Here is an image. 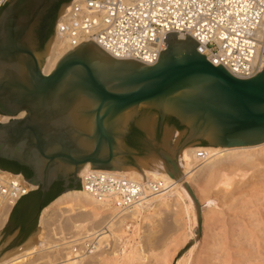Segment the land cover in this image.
<instances>
[{
  "label": "water",
  "instance_id": "water-1",
  "mask_svg": "<svg viewBox=\"0 0 264 264\" xmlns=\"http://www.w3.org/2000/svg\"><path fill=\"white\" fill-rule=\"evenodd\" d=\"M58 1L8 0L0 10V113L11 117L0 121V158L30 171L25 179L40 194L34 219L55 182L63 191L76 189L86 163L92 169L131 166L124 161L134 155L127 136L142 107L157 113L159 131L166 118L176 120L181 149L192 142H264V66L252 77H235L199 53L191 36L168 34L152 65L116 59L84 42L45 74L38 36ZM162 157L166 173L178 178L177 160Z\"/></svg>",
  "mask_w": 264,
  "mask_h": 264
},
{
  "label": "built area",
  "instance_id": "built-area-1",
  "mask_svg": "<svg viewBox=\"0 0 264 264\" xmlns=\"http://www.w3.org/2000/svg\"><path fill=\"white\" fill-rule=\"evenodd\" d=\"M7 1L0 0V9ZM170 33L179 39L191 36L199 53L235 77H252L264 66V0H69L52 29L65 52L91 41L116 59L147 65L157 61ZM17 176H0V214L5 199H14L13 207L37 190L32 186L19 192L13 182ZM78 178L77 188L99 199L116 198L124 212L144 204L149 193L166 192L169 187L161 182L144 186L129 177L92 169ZM92 240L79 238L72 242L73 250L90 253Z\"/></svg>",
  "mask_w": 264,
  "mask_h": 264
},
{
  "label": "rangeland",
  "instance_id": "rangeland-1",
  "mask_svg": "<svg viewBox=\"0 0 264 264\" xmlns=\"http://www.w3.org/2000/svg\"><path fill=\"white\" fill-rule=\"evenodd\" d=\"M50 36L52 33L40 44L39 50L44 54ZM177 129L168 119L159 131L157 113L151 108L142 107L130 129L138 146L130 148L134 151V155L124 161L137 170L142 168L143 165L140 166L142 162L144 164L152 161H159L163 169H168L162 153L178 159L183 131ZM189 145L206 146L198 142ZM256 172L253 173L254 175L249 172L241 177L236 175L235 187L232 192L229 188L230 193H227V187L221 183L211 187L209 195L199 203L200 209L206 212L204 226L195 227L197 221L195 205L194 212L189 211L186 214L183 209L172 207L162 210L161 214L151 217L150 220L144 218L143 213L135 223L127 222L128 225L130 224L128 226L125 222V234L123 233L122 240L106 241L96 254L86 258L87 260H83L81 264H115L113 263L115 252L119 257V263L116 261V264H120L123 252L128 253L127 251L134 246L139 251L142 249L140 252L147 256L141 261H136V264H177V262L182 264L193 244H196V249L191 264H264V170L257 169ZM28 198L18 202L0 233V255L22 244L37 231L39 217L30 222L28 231L23 233L16 231L18 212L23 209ZM155 205V202L151 203L146 211H151ZM63 214L66 215L68 212ZM63 214L59 216V221H56L58 223L54 221L55 224L51 226L56 228L58 224L64 225L66 236L75 233V228L73 229L71 225L72 220L67 219ZM78 214L82 219L83 215L80 213H77V218L74 214L72 217L78 219ZM53 220H57V217ZM68 225L73 230L68 228ZM55 232H59V229ZM123 242L128 244L124 249ZM42 255L44 258H41ZM45 255V252L42 254L36 252L30 259L32 262L27 264H48V260L49 263L53 262L49 254L46 255L49 256L47 262L44 261Z\"/></svg>",
  "mask_w": 264,
  "mask_h": 264
},
{
  "label": "bare ground",
  "instance_id": "bare-ground-1",
  "mask_svg": "<svg viewBox=\"0 0 264 264\" xmlns=\"http://www.w3.org/2000/svg\"><path fill=\"white\" fill-rule=\"evenodd\" d=\"M64 53V45L61 42L55 41L52 35L47 44L42 71L45 74L50 73ZM21 115L20 113L19 116ZM7 119H9L8 116L0 115V121H6ZM177 164L181 176L179 175L178 178H173L166 173V169L161 167L159 161L145 162L144 164L142 162L140 166H143L140 170L131 166L118 169H92L89 163H86L79 171V176L86 170L92 169L129 177L144 186L149 185L150 182H161L162 185L169 187L166 192L149 193L150 197L145 200V203L136 205V208L130 212H124L122 208L118 207L116 198H112L111 200L99 199V197L79 188L65 190L42 207L38 216L37 231L29 236L22 244L1 254L0 264L31 263L32 260L30 259H32L36 252L40 254L45 252L46 255L49 254L52 256L51 259V257L45 255L46 259H43L44 261L49 258L53 260L51 263L48 260V264H81L83 260L86 261V258H90L96 254L106 241H110L111 239L115 241L120 240L125 234V222L135 223L143 213L144 218L150 220L151 217L157 216L159 213L161 214L162 210L172 207L183 209L186 214L189 211L194 212V205L196 207L194 197L200 203L204 197L206 198L209 195L211 187H215L219 183L223 184L224 187L226 186L227 193H230L235 187L234 179L236 175L241 177L249 172L251 174L254 172L257 173V169L264 170V142L234 147L195 146L187 144L180 150ZM11 175V172L0 169L1 177L8 179ZM13 180L18 185L19 192L35 186L26 181V179H23V177L21 178V175L13 178ZM223 185L221 186L223 187ZM145 191L148 192L147 189ZM13 202L14 199L7 198L2 203V212L0 214L1 227L3 225L5 226L6 218ZM153 202L156 203L155 208L151 211H146L148 206ZM67 212L68 214H63ZM77 213L82 214L84 219H81V215L79 216V214L78 219H76ZM61 214L67 217V219L72 220V223H69H71L73 229L75 228V233L67 234L66 236V228L64 225L61 226L58 224L56 228L55 226H51L54 221L58 223L56 221H59L58 218ZM72 214L76 218H73ZM200 215V220H198L197 214V221L195 222L196 228L198 226H204L207 218L206 212L202 209H200ZM55 217H57V220H53ZM69 225L67 226L68 228H70ZM57 228L59 232H55L58 230ZM83 228L84 230H82ZM83 236L93 239V246L91 247L90 253L81 255L78 250H73L72 242ZM127 245L123 242L122 248L124 249V246L126 247ZM195 249L196 244H193L187 251V255L182 264L192 263ZM140 251L134 246L127 251L128 253L123 252L120 264H136V261L145 259L147 256H144L145 253L143 252L144 254H142ZM114 259H112L115 261H112L113 263L116 264V261L119 263L117 252H115ZM177 264L181 263L177 262Z\"/></svg>",
  "mask_w": 264,
  "mask_h": 264
},
{
  "label": "trees",
  "instance_id": "trees-1",
  "mask_svg": "<svg viewBox=\"0 0 264 264\" xmlns=\"http://www.w3.org/2000/svg\"><path fill=\"white\" fill-rule=\"evenodd\" d=\"M65 1H69V0H59L57 3H55V4L53 5L52 8L48 11L47 18H46V20L43 21V23H42V28H41V29H43L44 26H45V27L47 26V29H46V32H45V36H44V40H43V42H44V41L47 39V37L52 33V27H53L54 21H55V19H56V13H57V10H58V8H59V5H60V3L65 2ZM1 9H2V8H1ZM1 9H0V10H1ZM170 120L176 125V127H177L178 129H181V127L177 124L176 120H174L173 118H170ZM131 135L133 136V132L131 133ZM201 144H202V145H206V144L203 143V142H202ZM130 145L133 146V147L136 146V148H137V146H138V144H137V140H136V143H135V141H134V142L130 143ZM0 161H1V160H0ZM9 162H10V161H9ZM11 163H12V162H11ZM13 164H16V163H13ZM0 168H1L2 170H7V171L11 170V171L14 172V173L18 172V169L6 168V167H4L3 164H1V163H0ZM29 175H30V173H29V174L27 173V174L25 175V178H27ZM59 184H60V183H58V182H56V183L53 184V186L51 187V189H50L48 195H47V196L45 197V199H44L43 207H44V206H45L50 200H52L54 197H56L57 195H59V194L61 193L60 190L62 191V189L60 188ZM76 188H77V187H76ZM35 191H36V190H35ZM35 191H32V192L26 194L25 196H23L22 198L19 199V200L21 201V200H23L24 198H28L29 196H32V195L36 194V199H35L34 205H33V207H32V210H33L34 212L37 210V204H38V200H39V196H40V194H39V193H36ZM19 200H18V201H19ZM34 221H35V220H34ZM29 229H30V224L28 225V228H26V229H22V230H21V233L26 232V231H28Z\"/></svg>",
  "mask_w": 264,
  "mask_h": 264
},
{
  "label": "flooded vegetation",
  "instance_id": "flooded-vegetation-1",
  "mask_svg": "<svg viewBox=\"0 0 264 264\" xmlns=\"http://www.w3.org/2000/svg\"><path fill=\"white\" fill-rule=\"evenodd\" d=\"M46 29H47V26L42 30V32H40V34H39V36H38V41H39L40 44H42V42H43V40H44V36H45ZM52 29H53V27H52ZM0 115H3V114L0 113ZM4 116H6V115H4ZM9 119H11V117H9ZM168 119H170V118H166L165 121L168 120ZM134 141H135L134 136L131 135V130H130V133H129L128 136H127V144H128V146H129V149H130V148H133V146H131L130 143H132V142H134ZM135 143H136V142H135ZM129 158H130V157H129ZM0 160H1L0 163L3 164L4 167H6V168H12V169H18V172H16L15 174H20L23 178H25V175H26L27 173H28V174L30 173V171H29L26 167L21 166V165H19L18 163L14 162V161H10V162H9V160L2 159V158H0ZM11 162H12V163H11ZM13 163H16V164H13ZM0 169H1V168H0ZM5 171H7V170H5ZM8 172L14 173V172H12L11 170H9ZM29 176H30V175H29ZM29 176H28V177H29ZM55 183H56V182H55ZM58 183H60L59 186H60V188L62 189V187H61V185H62L61 182H58ZM52 186H53V185H52ZM52 186H51V187H52ZM50 189H51V188H50ZM49 191H50V190H49ZM49 191L46 193V196L48 195ZM46 196H45V197H46ZM35 199H36V194L30 196V197L28 198L26 204L24 205V207H23V209H22V215H21L23 221H29V222L32 221V218H33L34 213H35V212L32 210V207H33V205H34Z\"/></svg>",
  "mask_w": 264,
  "mask_h": 264
},
{
  "label": "crops",
  "instance_id": "crops-1",
  "mask_svg": "<svg viewBox=\"0 0 264 264\" xmlns=\"http://www.w3.org/2000/svg\"><path fill=\"white\" fill-rule=\"evenodd\" d=\"M30 197V196H29ZM18 202H20V200L18 201ZM18 202L11 208V210L9 211V213H8V215H7V218H6V222H7V220H8V218L10 217V215L14 212V209L16 208V205L18 204ZM21 215H22V209L21 210H19V212H18V226H17V232H21V230L22 229H26V228H28V225L30 224V222L29 221H23V219H22V217H21ZM34 217H35V214H34V216H33V218H32V220H34ZM6 224V223H5Z\"/></svg>",
  "mask_w": 264,
  "mask_h": 264
}]
</instances>
